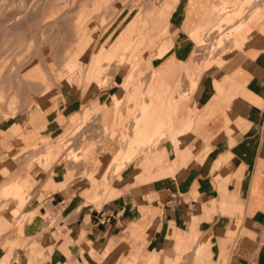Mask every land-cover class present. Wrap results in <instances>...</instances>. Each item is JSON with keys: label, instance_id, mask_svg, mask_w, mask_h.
<instances>
[{"label": "crops", "instance_id": "obj_1", "mask_svg": "<svg viewBox=\"0 0 264 264\" xmlns=\"http://www.w3.org/2000/svg\"><path fill=\"white\" fill-rule=\"evenodd\" d=\"M213 1L146 4L104 59L99 43L95 57L89 58L90 65L102 53L97 67L95 62L84 72L62 73L52 66L51 76L35 67L23 75L42 93L24 120L0 121V189L15 180L2 189L15 201L0 197V264H13L17 253V264H264V29H257V16L255 27L236 34V53H225L212 65L201 63L196 48L206 43H194L190 32L196 41L217 26L214 16L220 14ZM126 51L129 68L137 56V69L126 76L122 88L115 83L107 93L89 96L105 83V61L115 63ZM143 70L149 76L144 88L137 77ZM61 86L63 99L54 91ZM48 95L54 98L45 100ZM122 98V115L131 124L136 119L135 132L119 160L120 171L115 170L102 196L98 184L87 178L68 182L66 164L54 162L51 150L46 163L19 173L24 169L19 159L39 150L41 145L33 150L38 141L54 142L93 116L101 115L105 126V114L113 116ZM165 128V142L130 163L134 151ZM50 161L53 166L46 171ZM46 172L20 214L6 209L8 203L21 201L24 189ZM96 174L95 180L105 181L100 171ZM50 211L55 224L51 230L45 219Z\"/></svg>", "mask_w": 264, "mask_h": 264}, {"label": "rangeland", "instance_id": "obj_2", "mask_svg": "<svg viewBox=\"0 0 264 264\" xmlns=\"http://www.w3.org/2000/svg\"><path fill=\"white\" fill-rule=\"evenodd\" d=\"M238 1L237 3H223V6L215 7L220 14V16H214L217 26L211 30H205L196 41L195 37L193 38L191 35L192 31L190 32L194 43L198 45L200 40H204L206 43V46L196 48L199 54L197 58L201 63H205L207 66L212 65L225 53L234 54L237 52L234 50L237 46L235 36L241 31L237 33L235 29L239 24L244 28L255 27V20L258 16L261 25L257 26V29H264V0L251 1L252 5L246 0ZM158 2L159 0H0V121L17 117L24 120L29 106L41 99L39 96L42 93V88L27 83L23 78V75L25 76L29 70L36 67V72L40 70L48 76H51L49 70L52 66L58 67L62 73L64 71L67 73L84 72L89 65V58L95 57L99 43L103 45L104 59L105 54L111 49L114 39L118 36L121 40L128 34V21L134 17L137 10L146 4L157 6L160 4ZM162 3H164L163 0ZM236 9L238 10L237 13L239 12L237 16L236 14L233 15ZM210 31L213 33L210 34ZM155 47L157 44H153L152 49ZM73 50H75L74 57L64 67V61L69 58V54ZM78 52H80L79 57L77 56ZM100 55L93 61L91 60L89 68L91 63L97 62L96 67L99 65L102 59ZM126 55L127 51L120 56L118 61L125 60ZM75 57H78L77 63L67 67ZM136 57L130 68L126 64L127 59L126 63L121 66L118 61L115 63H112L111 60L105 61L109 64L104 69L103 81L105 83L99 88L90 90L89 96L107 93L108 89L115 86V83L118 88H122L126 76L129 73L132 75L133 71L137 69ZM193 61L195 63V56ZM137 75L142 88H144L149 81L146 70L138 71ZM54 91H59L56 97L63 99L62 86L59 89H54ZM74 92L82 95V90H75ZM123 93L126 94L127 92ZM50 98L49 95L45 96V100ZM53 98L52 95L51 99ZM123 99L126 98L117 99L116 106L113 107V116L105 114V119H107L105 126L101 122V115L93 116L88 124H76L73 130L63 133L54 142H49L47 139L38 141L39 144L33 150H36L39 145L43 148L40 147L25 160L19 159L24 164L23 171L21 170L19 173H24V170L30 169L33 165L36 168L42 162L46 163L47 154L51 150V154L55 157L54 162L66 164L69 175L68 182L76 176H80L81 179L87 178L89 182L98 184L99 196H102L109 190L114 177L113 174L118 173L115 170L120 171L122 163L119 160L124 157V148L132 141L131 137L134 136L135 132L134 123L136 119L131 124L127 121L128 115H122L124 109L121 101ZM119 119L125 120L120 123ZM81 121L82 123L85 122L84 120ZM129 131L131 136H128ZM167 132V128L163 129L161 134H158L149 145L137 148L130 163H137L145 152L150 154L151 151L158 149L162 141L165 142L164 138ZM109 140L112 141L114 147L110 150L111 152L107 150L109 153L105 151L107 154L104 156L106 158L110 156V158L104 159L103 167L100 168L104 146L108 144ZM118 148L119 150L114 154ZM108 154L109 156H106ZM51 165L53 166L50 161L46 171L51 168ZM97 171L103 174L105 181L94 179ZM4 173L6 175L7 172ZM29 174L30 172H28ZM46 175L47 172L42 177L36 176L37 182L30 181L31 186L24 189L23 199L15 203H8L6 209L9 206L11 210L17 211L15 216L20 214L26 204V198H30L32 193L39 188L40 182L46 178ZM23 179H26V175L17 181L21 183ZM11 181L1 187L0 197L15 199L13 195L6 196L2 193L3 187ZM87 194V191L82 193L84 204H87ZM20 218L23 221L30 220V218L27 219V216ZM45 219L46 228L53 229L55 224L54 215L51 211ZM18 224L20 230L22 223ZM48 240L47 238L46 243ZM19 257L21 255L17 253L12 263L17 264Z\"/></svg>", "mask_w": 264, "mask_h": 264}, {"label": "bare ground", "instance_id": "obj_3", "mask_svg": "<svg viewBox=\"0 0 264 264\" xmlns=\"http://www.w3.org/2000/svg\"><path fill=\"white\" fill-rule=\"evenodd\" d=\"M242 1V0H241ZM251 1H256V0H246V2L247 3H251ZM237 2H239L238 0H217L216 1V3H215V5L214 6H223L224 4L223 3H226V4H229V3H237ZM256 3V2H255ZM253 3H251V5H252ZM250 6V5H249ZM248 6V7H249ZM259 7V6H258ZM256 8V7H255ZM264 8V7H263ZM237 14H239V12L237 13ZM237 14H236V16H237ZM264 17V16H263ZM33 21V20H32ZM261 22V21H260ZM240 25V24H239ZM237 26V28L235 29V31H237V33L239 32V31H244L245 29H244V27H241V25L240 26ZM251 30V29H250ZM236 44V43H235ZM127 50H128V48H127ZM102 53H103V50H102ZM101 53V54H102ZM108 53H106L105 54V56L107 55ZM105 58V57H104ZM127 58V57H126ZM126 58H125V60H122L121 61V65H123V64H125L126 63ZM127 64V63H126ZM73 70V69H72ZM137 141H138V139L136 140V142H135V144L137 143ZM104 153H103V159H102V163L104 164V159H107V158H110V156H109V154L108 155H106V156H109V157H105L104 155L105 154H107L106 152H111L110 150H111V142L110 143H108V144H106L105 146H104ZM108 150V151H107ZM106 151V152H105ZM108 152V153H109ZM130 153V151H128V153H127V158H128V154ZM49 155L46 157L47 158V160L49 159ZM127 158H125V159H127ZM47 160H46V162H47Z\"/></svg>", "mask_w": 264, "mask_h": 264}]
</instances>
